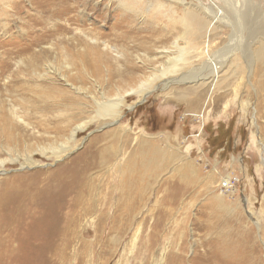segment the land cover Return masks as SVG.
<instances>
[{
	"label": "bare ground",
	"instance_id": "6f19581e",
	"mask_svg": "<svg viewBox=\"0 0 264 264\" xmlns=\"http://www.w3.org/2000/svg\"><path fill=\"white\" fill-rule=\"evenodd\" d=\"M219 1V5L216 4L215 9L212 10L206 8L202 1L201 4H196L195 0H0V37L5 39L6 44L12 45L5 46L4 51L0 52V77L5 79L3 81L5 92L9 91L6 87L8 79L14 77L12 70L7 75L4 74V70L10 68L12 59L17 69L21 65L24 67L20 74L24 78L25 74L32 78L35 87L42 85L40 79L53 81L58 77L73 91V94L78 95L82 92L78 82L87 78L94 80L101 75L104 82L125 83L123 87L117 86L113 94L102 93L100 95L102 99L89 96L98 107L96 115L101 117L102 123L115 125V128L106 133L113 141L110 146L99 149L84 163H72L67 171H61L63 173L56 178L46 176L36 180L35 183L28 181L13 183L9 180L0 182V206L8 212L7 216H0V231L3 229L5 232H0V264H31L34 261L41 262L45 257L55 259L56 254L58 259H64V246L69 244V239L73 238L71 235L82 219L91 218L90 212L95 210L99 213L98 220L89 219V224L93 226L94 222H103L109 200L108 197L98 198L93 193L95 189H102L94 181L96 178L92 171L94 167L115 172L117 178L115 186H118L119 191L126 192L118 198L116 196L112 202L115 206L111 216L114 223L119 219L121 223H118L117 227L123 231L134 226L132 219L141 211L143 204L140 202L141 198L130 195L133 190L129 189L146 183L149 177L156 179L157 173L167 168L168 163L165 159L177 160L181 157L176 152L172 153L174 150L167 154L162 150L163 147L161 149L153 143L146 142L141 145L137 143L139 148L134 146L131 152L128 151L129 154L122 149L123 147H119L120 144L119 146L112 144L121 140L123 128L117 122L122 111L127 107L125 95L133 93L143 99L153 84L169 77L173 72L187 70L189 66L191 67L186 75L196 79V82L183 88L176 87L175 99H191V103L197 104L209 93L218 92L220 84L222 92L213 97L221 99L230 92L234 97L241 89L240 85L243 90L247 87L245 78L246 83L253 87L251 82L253 72L264 75V21L262 17L259 16L260 18L257 19L251 14L258 16L255 7L262 6L263 3L253 0ZM113 3H116V7L121 10L116 14L111 13L112 15L118 16L121 11H127L133 18L131 22L135 19L141 23L150 21V33L155 34L150 35L147 40H150V45L154 49L165 44L169 45L168 39H171V49L168 50L165 45L162 46L164 50L166 49L165 52L154 56L144 54L143 58L147 57L145 61L136 54L132 59L130 58L131 60L124 58L126 63L123 68L113 67L107 55L108 50L119 53L117 57H122L123 53L118 51L116 44L110 46L106 40L103 41L101 50L98 40L105 37L108 41L109 39L117 41L124 38L131 39L133 35H130V31L117 32L111 31L112 29L109 35L103 34L95 31V26H90L96 23V17L101 13H104L102 20H105V16H108L110 9L113 8ZM165 5L167 9H164ZM93 10L96 11V15L90 13H94ZM70 11L75 12L74 16L66 17L65 14ZM161 11H164L165 15ZM158 12L161 13V17L166 18L162 26L159 23L162 18L158 16ZM168 12H170L169 16ZM87 18L89 21L87 28L84 26L82 30L68 35L67 38L61 36V33L68 30L66 23H76L79 20L87 25ZM131 22H129L130 26ZM126 23L128 21H119L122 26ZM162 31L170 35L167 37V33L163 35ZM158 43L161 45L158 46ZM142 44L137 42L135 46L139 47ZM25 49L26 62L22 56H10L14 50L21 52L20 50L25 51ZM163 56H166L163 62H159L158 66L155 65L157 59ZM101 62L105 63L100 73L98 65ZM143 66L150 68L152 73L140 75L136 79L137 72H140ZM173 80L180 83L176 78ZM254 81V86L257 85L262 90L264 79L256 78ZM39 102L30 100L28 106L25 103L19 104L10 95L6 99L0 98V172L9 162H19L26 166L36 164L34 159L36 153L48 159L59 158L76 144L75 135L85 125L74 123L72 119L61 128L58 125L47 128L46 124L45 128H42L41 124L48 119L44 118L40 124L39 121L34 120V114L43 117L50 103L44 99ZM35 127H39L42 132H37ZM50 134H55L59 143L56 141L43 143L42 135ZM250 138L252 145L255 146L257 141L254 131L251 132ZM186 155L187 153L184 154ZM216 169L214 167V170ZM106 171L102 172V175H105ZM48 187L53 188L51 194L46 192L40 194ZM32 191L34 193H31ZM45 197L48 198V204ZM30 201L36 205L33 218L30 217V210L27 209ZM110 230L114 232V226L110 227ZM117 236V234L110 235L106 242L110 240L112 244L116 243ZM227 254L229 255V251ZM227 258L226 256V259L221 260L223 264L230 263V258ZM174 261L175 264H188L182 262L179 257ZM201 264H207V260ZM218 264L222 262L219 261Z\"/></svg>",
	"mask_w": 264,
	"mask_h": 264
},
{
	"label": "rangeland",
	"instance_id": "374dc122",
	"mask_svg": "<svg viewBox=\"0 0 264 264\" xmlns=\"http://www.w3.org/2000/svg\"><path fill=\"white\" fill-rule=\"evenodd\" d=\"M201 1L206 8L212 10L215 9L216 4L220 3L219 0H200V2L195 0V3L199 5ZM253 1L263 4L255 7L258 16L251 14L257 19L262 17L264 21V0ZM113 4L110 13L106 9L109 15L105 16V20H102L104 13H101L96 17V23L90 24L95 26V31L103 34L126 30L133 35L131 39H116L117 41L109 39L108 41L104 37L98 40L101 50L103 41L106 40L110 46L116 44L118 51L123 53L122 57H117L119 53L117 55L108 50L107 55L113 67L123 68L126 63L124 60L126 58L131 60L136 54L145 61L147 57L143 58L144 54L154 56L165 52L166 49L162 47L165 45L168 50L171 49V39H168L169 45L165 44L158 47L159 49H154L150 45V40H147L150 35L155 34L150 33V21L141 23L135 19L131 22L133 18L127 11H121L120 16L112 15L121 10L116 7V3ZM100 7L104 8V6ZM164 9H167V5ZM74 13L70 11L65 15L66 17L74 16ZM90 13L96 15V11ZM161 13L165 15L164 11ZM161 13L158 12V16L162 18L159 21L162 26L166 18L161 17ZM169 15L170 12H168ZM120 20L128 21L127 26L120 25ZM129 22L132 23L131 26ZM63 23L66 22L63 21ZM86 23L87 25L79 20L76 23H66L68 30L61 33V36L67 38L68 35L82 30L84 26L87 28L88 18ZM164 32L162 31L163 35L166 33L167 37L170 35ZM137 42L140 44L142 42V46H135ZM6 43L5 39L0 37V52L4 51L5 46H12ZM159 45L161 43H158ZM52 49H54L53 46ZM23 50H20L23 54L19 50H14L10 56H22L24 60L27 51ZM165 57L158 58L155 65L158 66ZM13 62L14 59L10 62V68L4 70L6 75L13 71L14 77L11 80L8 79L6 83L9 91L5 92L3 82L5 79L0 77V98L6 99L10 95L19 104L25 103L28 106L30 100L41 103L44 99L50 103L43 117L34 114V120L39 121L40 124L44 118L48 119L41 124L42 128H45V124L47 128L53 125L61 128L72 119L74 123H83L85 126L77 131L74 140L76 144L61 157L48 159L36 153L34 155L36 164L33 165L9 162L0 172V182L9 180L13 183L14 181L35 183L36 180L46 176L56 178L63 173L61 171H67L72 163H84L99 149L110 146L113 141L106 133L115 128V125L102 123L101 117L96 115L98 107L89 96L102 99L100 96L102 93L113 94L117 86H125L124 82L107 83L102 81L101 75L94 80L87 78L78 82L82 92L76 95L58 77L53 81L40 79L42 85L35 87L32 78L27 74L24 78L20 74L24 67L21 65L17 69ZM104 63L101 62L98 65L100 73ZM139 64L137 62V65ZM56 65L60 66V64ZM188 69L173 72L170 76L168 75L169 77L156 82L143 99L133 93L125 95L127 107L124 108L117 122L123 128L121 140L112 144L116 146L120 144L118 146L123 147L122 149L128 153L134 149V146L139 148L137 147L139 143L140 145L146 142L153 143L161 149L163 147L162 150L165 153L168 154L174 150L172 153L176 152L181 157L177 160L165 159L168 163L167 168L157 173L156 179L149 177L146 183L129 189L133 190L130 195L141 198L140 202L143 204L141 211L132 219L134 226L123 231L117 227L118 223H121L119 219L114 223L111 216L115 206L112 202L116 196L118 198L126 192L119 191L118 186H115L117 182L115 172L94 167L92 169L96 177L94 181L102 189H95L93 193L98 198L108 197L109 200L103 222H94L93 226L89 224V219L96 221L99 216V213L92 210L91 218L82 219L71 235L73 238H70L69 244L64 246V259H58L56 254L55 259L45 257L41 262L34 261L31 264H44L45 259H47L45 264H175L174 259L178 257L188 264H201L205 260L207 264L211 262V264H218L219 261L223 264L221 260L226 259V256L231 260L226 264H264V82L262 90L257 85L254 86V79L262 80L264 75L253 72L251 78L253 87L246 83L245 78L246 91L240 85L241 89L234 97L232 92L221 99L213 97L222 92L220 84L218 92L209 93L197 104L191 103V99H175L177 88L196 82V79L186 75ZM149 73H152L150 68L143 66V69L137 72L136 79L140 75ZM174 78L180 83L173 80ZM35 129L37 132H42L39 127ZM253 131L257 141L255 146L252 145L250 138ZM41 140L45 144L49 141L59 143L55 134L42 135ZM186 153L187 155L184 156ZM214 167L217 169L214 170ZM104 171L107 173L102 175ZM52 189L48 187L40 194L45 192L51 194ZM26 190L30 191V189ZM45 198L48 204V198ZM28 205L29 215L33 218L32 214L33 211L35 212L36 205L31 201ZM7 214L8 212L0 206V216H7ZM112 226L115 228L114 232L110 230ZM2 230L0 232L5 233ZM75 232H77L76 236ZM115 234L118 235L116 243L112 244L110 240L106 242L110 235ZM248 256L250 258H246Z\"/></svg>",
	"mask_w": 264,
	"mask_h": 264
}]
</instances>
